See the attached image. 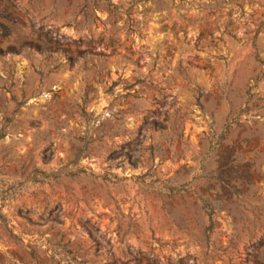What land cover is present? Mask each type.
Listing matches in <instances>:
<instances>
[{"label":"rangeland","instance_id":"rangeland-1","mask_svg":"<svg viewBox=\"0 0 264 264\" xmlns=\"http://www.w3.org/2000/svg\"><path fill=\"white\" fill-rule=\"evenodd\" d=\"M0 264H264V0H0Z\"/></svg>","mask_w":264,"mask_h":264}]
</instances>
